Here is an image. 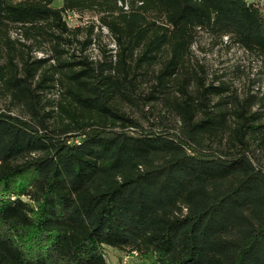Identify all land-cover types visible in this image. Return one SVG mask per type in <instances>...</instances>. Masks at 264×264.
I'll return each mask as SVG.
<instances>
[{
    "label": "trees",
    "instance_id": "16d2710c",
    "mask_svg": "<svg viewBox=\"0 0 264 264\" xmlns=\"http://www.w3.org/2000/svg\"><path fill=\"white\" fill-rule=\"evenodd\" d=\"M55 1L0 0V264H264V98L190 69L198 29L264 66L260 0ZM85 11L101 61L70 50Z\"/></svg>",
    "mask_w": 264,
    "mask_h": 264
},
{
    "label": "rangeland",
    "instance_id": "374dc122",
    "mask_svg": "<svg viewBox=\"0 0 264 264\" xmlns=\"http://www.w3.org/2000/svg\"><path fill=\"white\" fill-rule=\"evenodd\" d=\"M249 1L258 2L257 0ZM122 4L129 5V2ZM60 5L61 0H56L54 6L59 7ZM119 5L121 6L120 3ZM259 5L264 8V0H260ZM65 19L71 28H76L73 47L70 50L77 55L82 53L81 43L88 38L92 39L93 43L89 45L84 53L90 56L91 60L95 62L101 61L104 58L105 51L108 49H114L113 53L115 52L112 36L107 28L102 25L98 13L93 11L68 12ZM11 39L20 49H23L21 43H30L20 30H13ZM33 55L38 58H44L51 54L42 50L34 51ZM190 56V69L196 72L207 84L214 83L219 85L225 82L234 91H237L241 97H245L247 94H254L259 99L264 98L263 61L256 54L231 42L228 36L223 38L215 37L205 30L198 29ZM149 83L144 84L139 91L142 93L149 91ZM58 95L59 92L55 91L50 96L57 98ZM257 107V109H263L262 104ZM145 108L147 111L150 110L147 107ZM130 112L135 116L140 115L138 108L133 106ZM172 121V124H174L173 118ZM25 199L27 198L25 197ZM105 251L108 264H156L154 255L142 254L137 250L106 247Z\"/></svg>",
    "mask_w": 264,
    "mask_h": 264
},
{
    "label": "built area",
    "instance_id": "2783aa9c",
    "mask_svg": "<svg viewBox=\"0 0 264 264\" xmlns=\"http://www.w3.org/2000/svg\"><path fill=\"white\" fill-rule=\"evenodd\" d=\"M125 8H128L127 6Z\"/></svg>",
    "mask_w": 264,
    "mask_h": 264
}]
</instances>
